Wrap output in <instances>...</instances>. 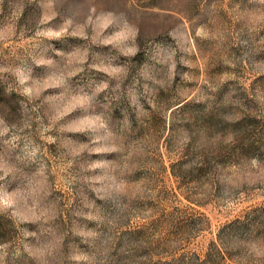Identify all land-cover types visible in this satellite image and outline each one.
<instances>
[{
  "label": "rangeland",
  "instance_id": "rangeland-1",
  "mask_svg": "<svg viewBox=\"0 0 264 264\" xmlns=\"http://www.w3.org/2000/svg\"><path fill=\"white\" fill-rule=\"evenodd\" d=\"M0 264H264V0H0Z\"/></svg>",
  "mask_w": 264,
  "mask_h": 264
}]
</instances>
